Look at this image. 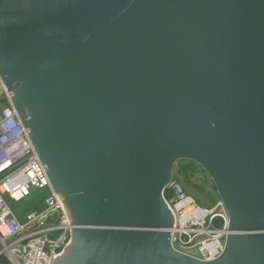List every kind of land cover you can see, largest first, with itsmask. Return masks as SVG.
<instances>
[{
    "label": "water",
    "instance_id": "1",
    "mask_svg": "<svg viewBox=\"0 0 264 264\" xmlns=\"http://www.w3.org/2000/svg\"><path fill=\"white\" fill-rule=\"evenodd\" d=\"M0 74L71 226L51 264H264V0H0ZM181 159L229 214L211 261L172 245Z\"/></svg>",
    "mask_w": 264,
    "mask_h": 264
},
{
    "label": "built area",
    "instance_id": "2",
    "mask_svg": "<svg viewBox=\"0 0 264 264\" xmlns=\"http://www.w3.org/2000/svg\"><path fill=\"white\" fill-rule=\"evenodd\" d=\"M42 192L43 206L22 213L21 203ZM164 198L175 218L173 247L204 261L219 257L229 226L225 203L203 206L174 179ZM71 240L66 213L0 74V258L9 264H51Z\"/></svg>",
    "mask_w": 264,
    "mask_h": 264
},
{
    "label": "rangeland",
    "instance_id": "3",
    "mask_svg": "<svg viewBox=\"0 0 264 264\" xmlns=\"http://www.w3.org/2000/svg\"><path fill=\"white\" fill-rule=\"evenodd\" d=\"M173 178L203 206L212 207L222 200L213 178L204 167L197 163L187 160L177 161L173 168ZM44 199L43 192L37 197L27 199L21 203L22 213L38 211L43 206ZM0 264L9 263L0 262Z\"/></svg>",
    "mask_w": 264,
    "mask_h": 264
},
{
    "label": "trees",
    "instance_id": "4",
    "mask_svg": "<svg viewBox=\"0 0 264 264\" xmlns=\"http://www.w3.org/2000/svg\"><path fill=\"white\" fill-rule=\"evenodd\" d=\"M182 160H187L188 162L189 161H191V162H194V163H197L196 161H193V160H190V159H181L180 161H182ZM197 164H199V163H197ZM200 165V164H199ZM187 170V169H186ZM185 170V171H186ZM210 175V174H209ZM174 179V178H173ZM175 180V179H174ZM184 187V186H183ZM185 189V188H184ZM186 190V189H185ZM187 192V191H186ZM188 193V192H187ZM189 194V193H188ZM191 195V194H190ZM193 196V195H192ZM166 197L167 198H171L172 197V193H169V191L168 192H166ZM194 197V196H193ZM195 198V197H194ZM0 262H7L8 263V261L5 259V258H0Z\"/></svg>",
    "mask_w": 264,
    "mask_h": 264
},
{
    "label": "flooded vegetation",
    "instance_id": "5",
    "mask_svg": "<svg viewBox=\"0 0 264 264\" xmlns=\"http://www.w3.org/2000/svg\"><path fill=\"white\" fill-rule=\"evenodd\" d=\"M59 195H60V193H58ZM60 197H62L61 195H60ZM63 199V198H62ZM71 220L73 221V219H72V217H71ZM54 264H61L60 262H58V261H56ZM63 264H65V263H63Z\"/></svg>",
    "mask_w": 264,
    "mask_h": 264
}]
</instances>
